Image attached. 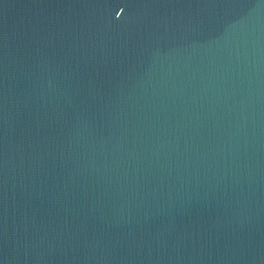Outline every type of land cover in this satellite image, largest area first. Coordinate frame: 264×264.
<instances>
[{
  "label": "water",
  "instance_id": "95a60500",
  "mask_svg": "<svg viewBox=\"0 0 264 264\" xmlns=\"http://www.w3.org/2000/svg\"><path fill=\"white\" fill-rule=\"evenodd\" d=\"M0 264H264V0H0Z\"/></svg>",
  "mask_w": 264,
  "mask_h": 264
}]
</instances>
